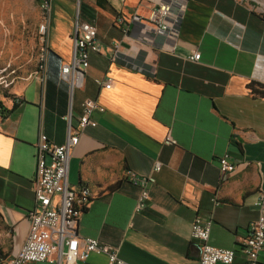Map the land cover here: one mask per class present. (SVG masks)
<instances>
[{
    "label": "crops",
    "instance_id": "1",
    "mask_svg": "<svg viewBox=\"0 0 264 264\" xmlns=\"http://www.w3.org/2000/svg\"><path fill=\"white\" fill-rule=\"evenodd\" d=\"M155 2L52 1L45 80L35 74L14 87L5 107L21 102L0 116V264L29 232L39 134L63 143L87 98L103 111L91 114L96 126L81 131L69 156L68 183L86 185L92 195L77 234L115 247L130 264H200L190 238L199 216L212 222L209 243L235 250L232 264H247L240 243L264 195V93L250 87L264 85V15L243 0H188L173 52L146 60L130 51L134 64L113 60L122 38L115 18L147 17ZM76 11L97 27L100 51L90 54L83 86L71 94L61 66L71 58ZM129 43L123 39V50ZM194 50L197 62L187 59ZM106 77L109 88L95 83ZM225 152L235 169L222 175ZM128 171L150 177V199L136 213L139 189ZM75 264H107V257L93 252ZM257 264H264V250Z\"/></svg>",
    "mask_w": 264,
    "mask_h": 264
},
{
    "label": "built area",
    "instance_id": "2",
    "mask_svg": "<svg viewBox=\"0 0 264 264\" xmlns=\"http://www.w3.org/2000/svg\"><path fill=\"white\" fill-rule=\"evenodd\" d=\"M52 1L39 0L41 10L39 23L43 34H46L50 24ZM187 2L188 0L186 4H178L173 0H156L147 17L137 13L128 17L119 14L114 22L120 28L122 38L113 44L112 59L130 61V51L135 52L134 56L144 53L146 60L157 51L173 52L177 46ZM123 39L132 41L127 50H123ZM71 43V58L68 63L61 66V78L69 84L72 94L75 88L83 86L90 54L100 51L97 27L90 22L81 21L78 12L74 20ZM200 57V52L194 50L187 59L197 62ZM39 72L41 81H44L45 68H41ZM95 83L105 88L111 86L108 77L95 79ZM96 110L103 111V107L96 100L89 98L83 100L78 125L76 127L68 125L66 139L61 144L52 143L44 133L39 134L34 155L35 204L28 213L29 232L21 248L2 259L1 264L38 262L75 264L77 261H84L93 252L106 255L107 264H130L118 255L115 247L101 243L95 238L80 237L77 234L79 217L88 207L92 195L88 186L74 187L68 183V161L71 150L79 141L81 131L86 126H96L97 123L91 119V114ZM218 161L222 175L234 171L235 164L228 152L222 154ZM153 169L160 170V164H156ZM126 177L139 189L134 212H140L150 199L148 187L150 177L137 176L130 171L126 173ZM255 205L258 217L249 224L247 234L242 238L239 248L246 257L247 264H257L259 252L264 250V195ZM211 225V220L199 216L191 223L190 238L199 244V263L232 264L235 250L215 247L209 243Z\"/></svg>",
    "mask_w": 264,
    "mask_h": 264
},
{
    "label": "rangeland",
    "instance_id": "3",
    "mask_svg": "<svg viewBox=\"0 0 264 264\" xmlns=\"http://www.w3.org/2000/svg\"><path fill=\"white\" fill-rule=\"evenodd\" d=\"M243 1L264 15V0ZM40 20L39 0H0V106L11 98L14 87L40 74L41 68L47 70L50 24L43 34Z\"/></svg>",
    "mask_w": 264,
    "mask_h": 264
},
{
    "label": "trees",
    "instance_id": "4",
    "mask_svg": "<svg viewBox=\"0 0 264 264\" xmlns=\"http://www.w3.org/2000/svg\"><path fill=\"white\" fill-rule=\"evenodd\" d=\"M250 87H251L252 92L255 93V94H258V93L262 94V93H264V85H262V84H259V83H256V82L254 83L253 82V83L250 84ZM16 104H18V102L16 100L13 101V106H12L11 109H7L5 106L1 105L0 106V116L1 117H4V115H7L11 111H13V109L16 106Z\"/></svg>",
    "mask_w": 264,
    "mask_h": 264
},
{
    "label": "bare ground",
    "instance_id": "5",
    "mask_svg": "<svg viewBox=\"0 0 264 264\" xmlns=\"http://www.w3.org/2000/svg\"><path fill=\"white\" fill-rule=\"evenodd\" d=\"M173 1L178 4H186V0H173Z\"/></svg>",
    "mask_w": 264,
    "mask_h": 264
}]
</instances>
